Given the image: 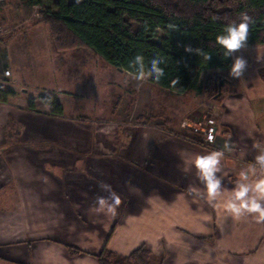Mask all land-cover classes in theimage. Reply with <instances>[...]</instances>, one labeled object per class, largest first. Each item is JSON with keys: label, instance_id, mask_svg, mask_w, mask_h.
<instances>
[{"label": "crops", "instance_id": "obj_1", "mask_svg": "<svg viewBox=\"0 0 264 264\" xmlns=\"http://www.w3.org/2000/svg\"><path fill=\"white\" fill-rule=\"evenodd\" d=\"M41 20L33 28L45 25ZM9 35L0 38L1 76L2 63L16 74ZM236 56L246 68L225 78L213 102L212 147L196 143L189 127L175 135L181 124L167 118L166 126H141L128 142L106 149L93 143L82 116H54L39 99L17 92L0 104V264H100L104 250L127 258L141 248L150 251V264H264V221L255 214L232 217L222 207L241 170L250 181L264 175L255 160L264 151V46L237 50L233 61ZM190 93L196 102L170 114L185 116L206 102L194 91L180 96ZM86 136L90 142L82 141ZM225 142L232 151L217 173L222 194L209 200L190 157ZM110 191L121 200L115 213L97 204Z\"/></svg>", "mask_w": 264, "mask_h": 264}, {"label": "trees", "instance_id": "obj_2", "mask_svg": "<svg viewBox=\"0 0 264 264\" xmlns=\"http://www.w3.org/2000/svg\"><path fill=\"white\" fill-rule=\"evenodd\" d=\"M41 8V22L50 31L59 53L85 48L105 63L132 74L129 62L136 55L163 60L164 75L154 85L177 95L190 91L217 99V80L230 75L232 56L223 55L215 38L226 23L242 13L252 17L246 47L264 46V0H33ZM0 0V7L7 6ZM197 49L199 50L197 52ZM210 56V59H205ZM16 92L0 86V104ZM219 98V97H218ZM39 100L51 114L64 115L53 97ZM35 100L30 107L34 108ZM201 143V139L195 141ZM78 253V251H75ZM146 248L122 258L104 250L100 264H150Z\"/></svg>", "mask_w": 264, "mask_h": 264}, {"label": "rangeland", "instance_id": "obj_3", "mask_svg": "<svg viewBox=\"0 0 264 264\" xmlns=\"http://www.w3.org/2000/svg\"><path fill=\"white\" fill-rule=\"evenodd\" d=\"M7 1L10 6L0 7V15L7 23H0V26L7 31L4 36L10 34L12 37L8 51L13 57L16 74L12 73L9 79L0 75V86L36 100L40 97L57 99L64 107V114L82 116L80 123L91 129L93 143L103 144L106 149L116 143L128 142L134 130L141 126L156 123L166 126L167 118L171 124H181L173 132L175 135L190 126L189 130L201 139L200 127L191 121L210 116L215 99L203 94L205 103L198 104L185 116L177 115L181 107L184 111L188 108L187 103L196 102L197 96L193 93L177 95L154 85L150 78L137 80L134 75L117 70L85 48L59 53L47 26L33 28L42 19L41 8L33 0ZM25 18L29 19L28 24L18 23ZM2 66V71L8 69L4 63ZM226 78L233 80L229 75ZM169 111L177 114L172 115ZM82 141L90 142L88 136L82 137Z\"/></svg>", "mask_w": 264, "mask_h": 264}, {"label": "clouds", "instance_id": "obj_4", "mask_svg": "<svg viewBox=\"0 0 264 264\" xmlns=\"http://www.w3.org/2000/svg\"><path fill=\"white\" fill-rule=\"evenodd\" d=\"M252 17L247 13H242L238 19L225 24L224 29L215 38V44L223 50L226 57L245 48L249 36V28ZM199 50L197 49V52ZM205 56V59H210ZM163 60L160 56H153L145 64L143 55H136L130 62L129 67L134 69L133 75L137 80L151 78L159 81L164 75V68L161 67ZM246 60L240 56L234 59L230 75L240 77L246 68ZM211 139V137H210ZM259 147V144L254 145ZM232 151L231 146L225 142L219 150H212L206 154H195L190 157L191 163L196 170V176L204 186V194L207 199H216L222 194V181L217 175L220 171L221 159L225 152ZM261 170H264V151H261L255 158ZM249 171L241 170L235 182V187L224 200L222 207L227 215L240 217L245 214H255L254 219L264 221V175L259 176L253 181L249 180ZM105 189H110V185H103ZM189 191L199 193L201 189L191 187ZM109 198L99 197L97 204L100 207H107V210L115 213L117 206L121 203L120 196L114 191L109 192Z\"/></svg>", "mask_w": 264, "mask_h": 264}, {"label": "built area", "instance_id": "obj_5", "mask_svg": "<svg viewBox=\"0 0 264 264\" xmlns=\"http://www.w3.org/2000/svg\"><path fill=\"white\" fill-rule=\"evenodd\" d=\"M7 33L6 29L0 26V38H2ZM12 76V72L9 69H6L2 71V77L4 79H9ZM212 110V108H211ZM205 114H209V112H206ZM188 122V121H187ZM197 124V126L200 127V135H201V143L204 147H212V145L216 141L217 136V123L214 118L213 110L212 114L210 113V116H203V117H197L195 121H191V123ZM193 123V124H194ZM189 126V125H188ZM190 127V126H189ZM211 137V139H210Z\"/></svg>", "mask_w": 264, "mask_h": 264}, {"label": "water", "instance_id": "obj_6", "mask_svg": "<svg viewBox=\"0 0 264 264\" xmlns=\"http://www.w3.org/2000/svg\"><path fill=\"white\" fill-rule=\"evenodd\" d=\"M122 72V71H121ZM226 79L224 77H219V79L217 80V89H218V97H220L222 95V89L225 85Z\"/></svg>", "mask_w": 264, "mask_h": 264}]
</instances>
